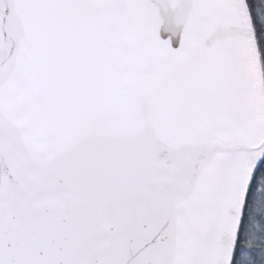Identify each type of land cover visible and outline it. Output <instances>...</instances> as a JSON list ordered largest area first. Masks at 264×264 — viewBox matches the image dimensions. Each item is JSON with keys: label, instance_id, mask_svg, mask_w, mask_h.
<instances>
[{"label": "snow or ice", "instance_id": "1", "mask_svg": "<svg viewBox=\"0 0 264 264\" xmlns=\"http://www.w3.org/2000/svg\"><path fill=\"white\" fill-rule=\"evenodd\" d=\"M0 264H264V0H0Z\"/></svg>", "mask_w": 264, "mask_h": 264}]
</instances>
